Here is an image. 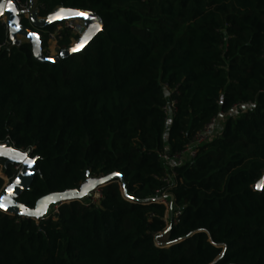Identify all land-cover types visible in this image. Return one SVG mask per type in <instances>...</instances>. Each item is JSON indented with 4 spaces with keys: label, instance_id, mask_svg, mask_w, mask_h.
<instances>
[{
    "label": "trees",
    "instance_id": "trees-1",
    "mask_svg": "<svg viewBox=\"0 0 264 264\" xmlns=\"http://www.w3.org/2000/svg\"><path fill=\"white\" fill-rule=\"evenodd\" d=\"M33 1L40 19L73 8L104 29L60 59L64 37L48 63L30 42L3 48L0 22V144L38 171L16 201L35 209L92 180L102 197L39 223L0 208V264H264V0ZM222 115L195 158L166 166ZM16 166L0 158V195Z\"/></svg>",
    "mask_w": 264,
    "mask_h": 264
},
{
    "label": "water",
    "instance_id": "water-1",
    "mask_svg": "<svg viewBox=\"0 0 264 264\" xmlns=\"http://www.w3.org/2000/svg\"><path fill=\"white\" fill-rule=\"evenodd\" d=\"M0 5H3V8L0 9V12H2L0 16L6 13V16L8 18V23L10 25V30L14 28L29 35L32 38V41L30 43L33 46L35 56L40 60L48 63H56L59 58L67 59L70 56L82 51L104 29V22L98 14L90 11L78 10L73 8L57 9L55 13L47 19L46 22L39 21L37 13L34 12L31 14V18H30V24L32 27L29 28L21 25L20 23L12 22V20L10 19V9L8 7V2H2L0 3ZM32 8L33 7L31 6V10ZM73 19L82 21L84 23V30L82 32V36L80 37V39L75 44H73L69 49L62 51L59 55V58L56 57L52 59L49 58L45 59L42 56V52L40 51L41 46L39 45L38 35L35 32V30L44 32V30H46L50 26H53L55 24L61 23L66 20H73ZM97 24L99 25L98 30L94 27ZM7 147H9L7 144H0V158L6 160V166L10 164H17L19 166H24L25 169L21 174L17 176V178L11 184H9L4 188L2 194L0 195V205H2L0 206V208L4 210L6 213H9L13 216L16 215L24 219H33V220L41 219L43 217L40 216L39 214L41 209L42 211L44 210L42 206H47L48 204L54 202H58L61 205L64 203L69 204L71 201L74 200L79 201L82 198V196H84V194L88 191V190H83L81 193L76 195L75 193L77 191L65 196L51 195L40 200L37 203L35 209H28L24 207L23 205L17 203V201L15 200L24 191L29 189L35 175L38 173L35 166L36 159L31 158L28 153H24L23 151L17 152L15 149H13V147L9 149ZM262 182H264V178L254 186L253 188L254 191H262L264 189L257 187V185L261 184ZM100 184H102V182H95V185L92 186L91 188L99 187ZM20 186L22 187L20 188ZM19 192L21 193L19 194ZM10 195L11 197L9 199V204H7L6 199ZM15 208L25 209L24 211L26 213H30V214L36 213V215L35 216L21 215L18 214V212H15Z\"/></svg>",
    "mask_w": 264,
    "mask_h": 264
},
{
    "label": "built area",
    "instance_id": "built-area-1",
    "mask_svg": "<svg viewBox=\"0 0 264 264\" xmlns=\"http://www.w3.org/2000/svg\"><path fill=\"white\" fill-rule=\"evenodd\" d=\"M8 1L10 0H1L0 3L8 2ZM12 1H14L17 4L20 16L30 21L31 14H32L30 1L29 0L27 2H21L20 0H12ZM142 1L149 2V1H160V0H142ZM0 22L4 26L6 33L8 35V40L3 44V48H7L10 45L11 40L9 38L10 25L6 17V13L2 15ZM83 30H84V23L82 21L75 20V19L66 20L61 23L55 24V27L53 28V30L46 33L47 47L43 49L42 51L43 56L49 59L58 57L59 43L64 39V37L70 36L73 40V44H75L76 41L74 39L80 38L82 36ZM174 106H175V103L172 101L168 106L164 108V111L166 112V115H168V117L172 114ZM214 125H215V122H212L209 125H207L201 132H199L196 135L192 144L182 154H177L173 157L171 161L176 162L174 166L181 165L183 163L185 155H188L189 159H193L196 157L197 148L207 143L210 140L212 131L214 129ZM163 158L167 159L166 157H163ZM19 168L20 166L17 165L16 169H19ZM162 180L169 184L172 179L167 176L163 178ZM101 197H102L101 192L97 190L96 196L91 203L92 204L97 203L101 199ZM166 198L167 196L163 195L162 197L156 199V202L164 204L167 207ZM79 201H81V199ZM178 217H179V213L175 212L174 218H178Z\"/></svg>",
    "mask_w": 264,
    "mask_h": 264
},
{
    "label": "rangeland",
    "instance_id": "rangeland-1",
    "mask_svg": "<svg viewBox=\"0 0 264 264\" xmlns=\"http://www.w3.org/2000/svg\"><path fill=\"white\" fill-rule=\"evenodd\" d=\"M13 4H11L10 7H12ZM36 13V12H35ZM42 22H46L47 19H41ZM18 31L16 29H13V30H10L9 32V38L11 41L14 42V45H19V40L17 39V37L15 36L16 33ZM228 116L227 115H222L220 116V118L215 122V125H214V129L212 131V135H211V138L210 140H213L215 137H217L222 131H223V128L226 124V120H227ZM209 140V141H210ZM188 155H185L184 156V160L183 162L186 161V159H188ZM165 164L168 168H171L174 166V164H176V162L174 161H169L167 159H165ZM1 177H3L4 181H5V184H4V187L8 186L10 183H9V180L1 173ZM93 181V180H92ZM89 185V183L83 185V187L81 188V190L77 191L75 193L76 194H79L81 193L83 190H88L84 196H82L81 198V201L83 200L84 201V205L85 206H88L90 204H92L91 202L93 201V199L95 198L96 196V192L97 190H99L101 192V189H99V187H94V188H91L92 186L95 185V182L91 185V186H87ZM87 186V187H86ZM22 186H20L21 188ZM91 188V189H90ZM17 190V189H16ZM19 190V189H18ZM22 192V191H21ZM19 192V194L21 193ZM11 195L7 197L6 199V203L9 204V199H10ZM166 202H167V222L169 223V221H171L172 219V216L174 215V205L172 203V201L169 200V197L166 198ZM59 206H60V203L58 202H54V203H50V205L48 204L47 206H42V208L44 209L42 211V209L40 210V216L43 217V215H45L44 218H49L51 217L53 214H56L58 212V209H59ZM45 207V208H44ZM25 209H21V208H15V212H18V214H21V215H26V216H35L36 213H26L24 211ZM39 220L40 219H36L35 221L37 223H39Z\"/></svg>",
    "mask_w": 264,
    "mask_h": 264
},
{
    "label": "crops",
    "instance_id": "crops-1",
    "mask_svg": "<svg viewBox=\"0 0 264 264\" xmlns=\"http://www.w3.org/2000/svg\"><path fill=\"white\" fill-rule=\"evenodd\" d=\"M30 1V4H31V6L33 7L32 8V13H34V12H36L37 13V10H36V4H35V2L33 1V0H29ZM11 4H13L12 5V7H10L11 6ZM8 7H9V9H10V19L12 20V22H16V23H20L21 22V19H22V17L20 16V14H19V10H18V7H17V4L14 2V1H12V0H10V1H8ZM1 17H2V15L0 16V20H1ZM7 17V16H6ZM8 19V18H7ZM38 20L39 21H41V19L40 18H38ZM14 29V28H13ZM12 29V30H13ZM18 32L16 33V37H17V39L19 40V44H21V43H26V42H31L32 41V38L29 36V35H27L26 33H24V32H21V31H19V30H17ZM35 32L37 33V35H38V40H39V45H40V32L39 31H37V30H35ZM13 44H14V42L13 41H11ZM40 51L42 52L43 51V49L42 48H40ZM8 149L9 148H12L11 146H9V147H7ZM13 149H15V148H13ZM17 152H22L21 150H17V149H15ZM24 169H25V167L24 166H20V168H19V174H21L23 171H24ZM18 174V175H19ZM90 182V181H89ZM88 182V183H89ZM92 182V181H91ZM15 200V199H14ZM16 201V200H15ZM50 205V204H49ZM45 217V215H43V218Z\"/></svg>",
    "mask_w": 264,
    "mask_h": 264
},
{
    "label": "snow or ice",
    "instance_id": "snow-or-ice-1",
    "mask_svg": "<svg viewBox=\"0 0 264 264\" xmlns=\"http://www.w3.org/2000/svg\"><path fill=\"white\" fill-rule=\"evenodd\" d=\"M2 8H3V5H0V9H2ZM0 14H2V12H0ZM94 27H95L97 30L99 29V25H98V24L95 25ZM93 183H94V182H91V181H90V182H89V185H87V186H91ZM87 186H86V187H87ZM257 187H258V188H264V182H262L261 184H258ZM0 206H2V205H0Z\"/></svg>",
    "mask_w": 264,
    "mask_h": 264
}]
</instances>
